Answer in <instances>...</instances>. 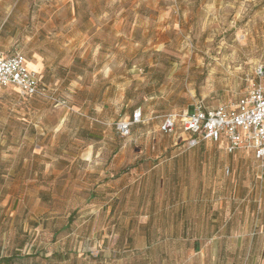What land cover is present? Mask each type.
I'll return each mask as SVG.
<instances>
[{
    "label": "rangeland",
    "instance_id": "rangeland-1",
    "mask_svg": "<svg viewBox=\"0 0 264 264\" xmlns=\"http://www.w3.org/2000/svg\"><path fill=\"white\" fill-rule=\"evenodd\" d=\"M0 50L70 108L0 91V264H264V162L158 129L264 83V0H0Z\"/></svg>",
    "mask_w": 264,
    "mask_h": 264
},
{
    "label": "built area",
    "instance_id": "built-area-1",
    "mask_svg": "<svg viewBox=\"0 0 264 264\" xmlns=\"http://www.w3.org/2000/svg\"><path fill=\"white\" fill-rule=\"evenodd\" d=\"M261 80L262 67L255 72ZM14 88L23 99L37 98L53 107L70 110L57 96L56 90L43 83L39 75L27 69L25 57L20 52L0 55V89ZM143 122L139 109L114 123L116 133L128 137L131 128ZM159 130L164 134L175 131L185 135L186 147L194 148L201 142L219 143L227 153L250 151L255 159L264 162V83L253 85L235 103L208 106L202 101L192 105L190 113L164 115ZM228 173V171H227Z\"/></svg>",
    "mask_w": 264,
    "mask_h": 264
},
{
    "label": "crops",
    "instance_id": "crops-1",
    "mask_svg": "<svg viewBox=\"0 0 264 264\" xmlns=\"http://www.w3.org/2000/svg\"><path fill=\"white\" fill-rule=\"evenodd\" d=\"M10 54H12V53H5L4 51H1V50H0V55L6 56V55H10ZM24 57H25V56H24ZM28 61H32V60H27V59L25 58V65H26L27 69L36 72V73L39 75L41 81H42L43 83H45L47 86H49L50 88H54V89L56 90V93H57L58 88H57L56 84H54V85L49 84V83L45 80L44 75L41 73V72H42V68H41V70H39V69H37V68L31 66V65L28 63ZM41 65H42V63H41ZM4 90H10V91H13V92H15V93L17 94V91H16V89H14V88L0 89V91H4ZM57 96H58V94H57ZM46 103H47V102H46ZM191 108H192V106H191ZM61 109H64L67 113L69 112V110H67V109H65V108H61ZM137 109H139L140 112H141V116H142V119H143V122H142L141 124H143V123H144V116H143V114H142L141 109H140V108H137ZM188 109H189V108H188ZM185 111H187L188 113H190L188 110H185ZM182 112H184V111H182ZM182 112H181V113H182ZM168 113H179V112H168ZM168 113H165V114H163V115L160 117L159 127H160V124L162 123V120H163L164 115H166V114H168ZM128 116H129V115H128ZM128 116H126V117H128ZM126 117H124V118H126ZM137 125H140V124H137ZM137 125H135V126H137ZM133 127H134V126H133ZM133 127H132V128H133ZM159 127H158V129H159ZM132 128H131V129H132ZM159 131H160V130H159ZM160 132H161V131H160ZM177 132H179V131H175L174 133H177ZM161 133H162V132H161ZM174 133H173V134H174ZM179 133H180V132H179ZM163 134H164V133H163ZM178 139H181V140L185 139V135L182 134V133H180V136H178ZM247 152H249V151H247Z\"/></svg>",
    "mask_w": 264,
    "mask_h": 264
},
{
    "label": "water",
    "instance_id": "water-1",
    "mask_svg": "<svg viewBox=\"0 0 264 264\" xmlns=\"http://www.w3.org/2000/svg\"><path fill=\"white\" fill-rule=\"evenodd\" d=\"M191 110H192V108L190 107V108L188 109V111L191 112Z\"/></svg>",
    "mask_w": 264,
    "mask_h": 264
}]
</instances>
